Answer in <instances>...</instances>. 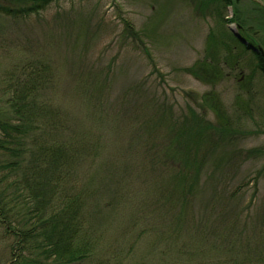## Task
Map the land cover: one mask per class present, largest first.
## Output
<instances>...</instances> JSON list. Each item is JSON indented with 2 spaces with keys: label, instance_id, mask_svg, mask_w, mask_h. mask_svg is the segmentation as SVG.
Returning <instances> with one entry per match:
<instances>
[{
  "label": "rangeland",
  "instance_id": "obj_1",
  "mask_svg": "<svg viewBox=\"0 0 264 264\" xmlns=\"http://www.w3.org/2000/svg\"><path fill=\"white\" fill-rule=\"evenodd\" d=\"M243 1L52 0L30 15L0 14V114L10 113L9 79L46 66L43 138L68 147L58 202L81 206L90 255L80 264H264L255 258L264 252V76L231 36L243 23L264 49V0ZM210 38L240 55L215 87L188 72ZM204 95L230 114L249 102L237 129L245 138L231 146L239 153L222 152L196 123L217 124ZM44 140L26 147L50 148ZM165 151L188 171L163 166ZM9 160L0 150V189L13 179L3 181ZM16 252L0 224V264H16Z\"/></svg>",
  "mask_w": 264,
  "mask_h": 264
},
{
  "label": "trees",
  "instance_id": "obj_2",
  "mask_svg": "<svg viewBox=\"0 0 264 264\" xmlns=\"http://www.w3.org/2000/svg\"><path fill=\"white\" fill-rule=\"evenodd\" d=\"M51 1L0 0V3L2 2L0 14L14 15L15 17L30 15L39 12ZM232 1L234 2V0ZM232 1L223 0L229 6L233 4ZM231 36L235 38L233 34ZM220 42V47L226 46L224 54H221L222 51L218 46L219 41L210 38L206 47L205 60L197 63L188 71L203 84L211 87H215V84L223 80L226 68L238 70L240 66V55L235 54L233 49L228 50L231 48L228 43L223 45V41L220 40ZM256 56L257 70L264 76V60L260 55ZM47 71L46 66L34 70L24 67L21 76H12L9 79L10 83L6 90L9 94L6 98V107L10 113L3 116L0 114V150H3L10 159L4 167L8 174L3 181L9 178L13 179L7 186L0 189V224L3 226L6 236L12 237L16 241L17 252L13 255L16 264H29L30 262L36 264H80L90 255L86 250V244L89 241L84 234V226L79 217L81 206L75 201L73 202V199L69 200L68 202L72 203L66 206L58 202L61 197L64 198V185L61 180L64 165L62 155L63 153L66 155L65 150L68 147L56 142L49 145L44 140L43 134L47 131L44 129L50 118L45 112V107L44 110L41 108L42 110L39 111L42 105L37 103V99L42 98L41 92L45 86L42 83L45 82ZM246 80L244 79V81ZM244 93H246L245 90ZM203 100L216 115L217 124L202 126L205 124L204 121L194 117L200 129L213 140H215L214 137H218L220 142L215 143H220L223 146H219L222 152L226 147L228 151L234 149L236 153H239L240 148H231V146L245 138L244 134L240 135L241 133L237 129L241 130V127H244L243 123L247 113L245 108L247 105L249 106V102L239 103L230 114L223 110L222 105H219L215 97L205 100L204 95ZM29 139L36 142L42 139L44 145L50 146V148L37 149L36 152H33L34 149L26 147ZM208 140L210 139L208 138ZM14 146H18V148L16 149ZM163 155L164 161L161 159L163 166L179 170V173L188 171L189 162H184L181 156V160L177 161L169 155L168 151H165ZM193 165L198 170L200 165L198 163ZM197 180L198 177L193 179L189 189H194ZM183 189L184 187L181 193ZM10 191L14 193L9 197V200L13 202V209L4 203L5 197ZM28 248L37 250L38 253L34 254V258L25 256ZM255 258L264 261V252L255 255Z\"/></svg>",
  "mask_w": 264,
  "mask_h": 264
},
{
  "label": "flooded vegetation",
  "instance_id": "obj_3",
  "mask_svg": "<svg viewBox=\"0 0 264 264\" xmlns=\"http://www.w3.org/2000/svg\"><path fill=\"white\" fill-rule=\"evenodd\" d=\"M235 3H237L238 5L240 4L241 6H242V4L243 3H245L243 0H235ZM239 12H238V14L240 13V12H242V14H251V15H253V13H250L249 11H243V10H238ZM240 15V14H239ZM237 31L240 33V35H244V37L245 36H247L246 35V33H244V30H246L244 27H243V23H240L239 25H237ZM247 31V30H246ZM243 37V36H242ZM245 39V38H244ZM251 42L249 43V41H247L249 44H252V45H256L257 43H256V40H253V38L250 40ZM241 42V41H240ZM242 43V42H241ZM243 44V43H242ZM243 45H245V44H243ZM246 46V45H245ZM256 47H258V45H256ZM246 48H248V47H246ZM249 49V48H248ZM249 51H251V52H253V53H255V54H257L258 52H254L253 50H249ZM261 55V54H260ZM263 57V60H264V56H262Z\"/></svg>",
  "mask_w": 264,
  "mask_h": 264
},
{
  "label": "water",
  "instance_id": "obj_4",
  "mask_svg": "<svg viewBox=\"0 0 264 264\" xmlns=\"http://www.w3.org/2000/svg\"><path fill=\"white\" fill-rule=\"evenodd\" d=\"M235 36L243 43L245 44L249 49L255 51V52H258L260 53L262 56H264V51L262 48L260 47H255L254 45L252 44H249L239 33H237L236 31H233Z\"/></svg>",
  "mask_w": 264,
  "mask_h": 264
}]
</instances>
